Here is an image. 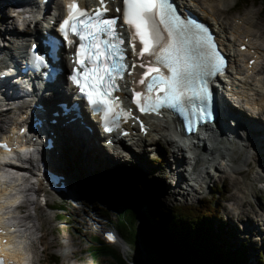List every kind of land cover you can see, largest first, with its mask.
Returning a JSON list of instances; mask_svg holds the SVG:
<instances>
[{
	"label": "rangeland",
	"instance_id": "1",
	"mask_svg": "<svg viewBox=\"0 0 264 264\" xmlns=\"http://www.w3.org/2000/svg\"><path fill=\"white\" fill-rule=\"evenodd\" d=\"M235 3L236 0H227L226 7H231V10L223 12L224 8L222 6L221 13H223V17L231 22L233 21L231 17H241L243 15L245 17L252 12L250 16L253 20H258L257 17L261 19L262 25L254 29L256 38H259V31L264 28L263 6L261 4H251L249 7H239L236 10L234 8ZM10 17L8 4H0V48L3 47L1 38L6 34L4 32L6 26H9L11 34L13 32ZM256 38H254V41L261 48H264V40H257ZM261 67L264 68V63ZM248 115L247 117H251V120L255 118L252 114L248 113ZM259 118L261 123L264 124V118L262 116ZM11 120L6 119L8 122ZM227 120H229V123L232 121L231 118ZM239 128L241 127H236L234 130H239ZM95 138L96 135L94 134L85 136L82 132H78L77 140L73 139L75 140L74 143H70L68 140L71 138L66 140V137L65 141L61 140L59 142L61 147L63 144L61 157L65 162L64 165L69 168L68 173L72 178V181L65 177L64 180L73 188L74 194L78 195L76 197L78 204L77 207L62 204L64 210L60 211V214H66L67 216H65V220H59L58 222L50 218H42L37 213L36 216L39 217L38 225L45 234V243L50 247L41 256L45 259V264H55L49 259L51 255L58 258L56 264H111L112 261L108 257L95 258L89 253L88 248L94 244L91 238H97L104 242L108 249L121 254L123 259L129 263L144 264L145 256L142 251L144 248L141 246V242L139 248L126 244L128 254L125 256L127 248L123 244L122 236L117 232L120 241L115 244H107L105 238L103 240L102 233L108 230H118L116 226L118 221L124 222L125 210L131 207H137L138 209L136 220L138 229L145 210L149 206L153 207L158 213L172 206L198 207L201 205L204 207L205 205L201 204L200 201L203 198L211 200L210 187L212 186L221 188L220 196L218 195V198L215 199L216 208L219 215L222 216L223 220H226L234 232V237H228L227 242L229 244L236 243L237 246L241 242L246 243L247 255L251 259L249 264H254V255L258 251H263L264 254V173L261 171V168L264 167V159L262 157L261 159L260 157L256 160L252 159L253 155L257 157V150L250 145L249 141L247 147L243 148L242 152L240 150L235 156V164L232 165L236 168L241 167L238 170L239 172L226 168L227 173H223L221 166L224 165V162H220V158L216 160V168L208 163L201 164L198 173L201 172L204 183L201 181L199 184L198 182L195 183L193 187L195 190L192 189L188 192L186 197H180V194L177 195V191L182 189L176 185L174 174H180L181 167L174 163L175 159L170 153V147L169 149L163 143L157 142L145 145L144 148H147V150L144 153H141L139 149L137 151L131 149V151L122 152V156H117L111 150L105 149L100 140L96 142ZM241 138L244 141H237L240 147H242L241 144H247L245 137L241 136ZM93 141L96 145L102 147L108 155L103 158L102 163L92 162L89 157V150L96 146ZM247 155V158H249L248 166H244L242 161ZM176 156L180 159L178 154ZM260 162L263 163L262 167L258 164ZM59 169L66 175L60 166ZM132 176H135L141 182V189L135 190V188L129 187ZM95 187L99 188V194L94 191ZM130 188L135 192L134 194ZM244 195L249 203L244 205L245 215L238 219L232 213L233 210L230 207L235 205L237 197ZM108 205L111 207H108ZM139 207L141 208L139 209ZM250 223L255 226L248 229L247 226ZM252 229L253 231H251ZM50 244L55 245L50 246Z\"/></svg>",
	"mask_w": 264,
	"mask_h": 264
},
{
	"label": "snow or ice",
	"instance_id": "2",
	"mask_svg": "<svg viewBox=\"0 0 264 264\" xmlns=\"http://www.w3.org/2000/svg\"><path fill=\"white\" fill-rule=\"evenodd\" d=\"M106 3L100 0L102 6ZM108 11L106 6L89 10L67 0V18L59 28L69 45L77 44L72 37L78 38L70 79L102 114L105 131L132 118L118 95L126 77L133 81L132 103L141 113L160 115L167 108L211 118L212 95L205 77L219 71L223 60L208 31L182 19L169 0H123V8L116 9L119 18L108 17ZM35 60L44 63L45 57L36 55Z\"/></svg>",
	"mask_w": 264,
	"mask_h": 264
},
{
	"label": "bare ground",
	"instance_id": "3",
	"mask_svg": "<svg viewBox=\"0 0 264 264\" xmlns=\"http://www.w3.org/2000/svg\"><path fill=\"white\" fill-rule=\"evenodd\" d=\"M6 1H14V0H0V4H5ZM175 1L178 3L180 8L190 11L191 13L195 14L197 17L206 20L213 25V29L217 34V40L220 46L229 55L228 70H229V78L232 80V87L234 88L235 91L233 95H235L236 99L244 101L243 105H238L236 109L229 107V103L231 102L228 101L227 104L223 103L224 104L223 109L228 116L227 118H233L236 121L237 126L248 130L249 141L251 143L250 145L259 152L260 159L261 157L264 159V124L261 123L259 118L261 116L264 118V75H263L264 68L261 67V63H260L261 55L259 53L260 51L264 52L263 50L264 48H261L256 43V41H254V38H256L254 29L257 28L259 25H262L261 19L257 17V19L260 20L259 22L258 20L256 21L253 20V18L250 16L252 12H250V14L246 15L245 17L244 16L238 17L237 22L231 23L227 21L226 18L223 17V13H221L222 10L220 9V6L223 5L224 8L223 12H229L231 10V7H226L227 0H175ZM51 5L53 7L51 8L50 6L47 13V17L49 18H51L52 14L56 9H60L58 0H51ZM225 8H227V10H225ZM4 32L6 34L1 38L3 47L2 49H0V68L5 67L9 63V61L12 60L16 55L15 54L16 51L11 44L13 32L11 34L9 26H6V31ZM259 32H260V37L256 39L264 40V28H261ZM245 39L247 40V43L245 42ZM242 45H247L248 50L246 52L238 51L239 47ZM251 51H254V53L256 54V61L254 64L253 71L257 70L258 72V75H255L253 79L249 74L250 71L247 69V63L250 59H252ZM246 55H248L249 57L246 58ZM49 56L52 57L53 54L50 52ZM64 65H65V59L62 58L60 61V66L63 68ZM233 71H236V75H233ZM0 73H2L1 70ZM259 74L261 76H259ZM38 84H43V83L39 82ZM62 84L63 81L62 79H60V81L54 80L52 82H49L46 84V86H49V88L58 86L60 90V85ZM0 89H4V91L0 90V108H4L0 111V132H1L3 126L7 124L6 122H8L11 119L13 120L16 115H18L20 112H22L25 109V107L21 101V88L12 86V84L9 82V79L7 78L0 79ZM9 98H18L20 100L18 109L16 107L11 106L10 104L4 105L5 100ZM61 100L62 98L61 96H59V93H52L47 98V100H43V102L47 105L48 108L51 107L54 111H56L57 109L56 105L57 103H60ZM222 101H224L223 98ZM81 105L82 108H86L85 106H83L85 105L84 101L81 103ZM248 113L252 114L255 117L253 119L254 121L250 119L251 117H247L249 116ZM48 114H49L48 111L44 113L45 116ZM6 119H8V121H6ZM83 122L90 131L84 128L85 125H79L76 123L75 125H73L76 127L75 132H71V131L64 132L65 137H67V140L71 138L70 140H68L70 143L75 142V140L73 139H76L78 137V132H82L85 136H91L95 133L98 136H100V131L92 119L90 118L84 119ZM173 124L179 125V123L175 121L173 122ZM227 124H228L227 119L223 117H219L217 123L218 129L208 131L209 133L208 136L206 137L207 139L206 163L216 168V160L220 158L221 160L220 162L222 163L224 162V165L221 166V168H223L221 170L223 173H227L225 171L226 168L239 172L238 170L241 167L236 168L233 167L232 165L235 164V156L239 153L240 150L242 152L243 148L246 147L245 146L240 147L234 140H230L228 138V134L233 135V133H230ZM50 128L53 133V137H51L53 140V149L54 150L57 149V154H58L61 149V144H59V142L61 140L65 141V137L63 133L61 134L62 132L61 128L53 127V126H50ZM236 135L238 142L241 141L239 140V135L237 132ZM147 140L149 139L147 138ZM169 147L171 148L170 153L173 156V159H175L174 163L175 164L177 163L181 167V164H183V159L177 158L176 156L177 153L174 150L175 148L174 143L170 142ZM145 150H147V148L141 147L140 152L144 153ZM260 151H261V155H260ZM57 154H54L52 156L53 164L55 162ZM116 155L122 156V153L118 152L116 153ZM247 157L248 155L242 161V164H244V166H248L247 163L249 158ZM47 159L49 158L47 157ZM258 164L261 167L263 166L262 162ZM48 167L49 169L51 168L50 161L48 163ZM262 169L264 170V167H262ZM55 170L59 173H62V171H60L59 168H55ZM200 173L195 174V179H197L198 184L200 183V181L204 183L203 181L204 177H202V174ZM174 175L177 185L180 183L182 178L179 173H175ZM208 178H209V173H208ZM67 191L71 193L72 189L68 188ZM29 201L33 202L32 199H29ZM29 201L26 202L27 208L29 207ZM247 203H249V201L247 200L245 195L237 197L236 203H234L235 205L232 206L231 209L233 210L232 213L235 216H237L238 219L242 218L245 215V210H243V208L244 205ZM36 215L37 214H34L32 216V219L35 220L37 223L38 217ZM252 226L255 225H252L250 223V225L247 227L248 229H250L252 228ZM251 231H253V229ZM45 239L46 237H44V240ZM118 241H120V239ZM51 245L54 246L55 244H50V246ZM46 246L47 249L50 248L49 245H47V243ZM20 247H22V244L20 245ZM47 249L44 251V253L47 251ZM16 261L19 264H23L24 256L21 253H19Z\"/></svg>",
	"mask_w": 264,
	"mask_h": 264
},
{
	"label": "trees",
	"instance_id": "4",
	"mask_svg": "<svg viewBox=\"0 0 264 264\" xmlns=\"http://www.w3.org/2000/svg\"><path fill=\"white\" fill-rule=\"evenodd\" d=\"M250 4H261L264 10V0H237L235 7L238 9ZM95 141L97 142V137ZM88 153L95 163H102L103 158L108 156L98 145L93 146ZM129 187L138 190L142 184L132 176ZM130 190L133 192L131 188ZM94 191L99 194L98 187ZM219 192L220 190L212 188L211 200L205 198L200 201L204 207L172 206L158 213L149 206L144 216L142 215L139 229L136 227L137 207L126 209L124 222L116 225L127 248L125 256L128 254V246L139 248L141 242L144 264H249L251 259L247 255L246 243H239L237 246L236 243L227 242L228 237H234V232L217 214L215 199ZM65 216L67 215H58V219L65 220ZM91 240L94 244L88 251L95 258L105 256L111 259V264H133L124 260L121 254L108 249L104 242L97 238ZM50 259L58 262V258L53 255ZM254 264H264L263 252L259 251L254 255Z\"/></svg>",
	"mask_w": 264,
	"mask_h": 264
}]
</instances>
